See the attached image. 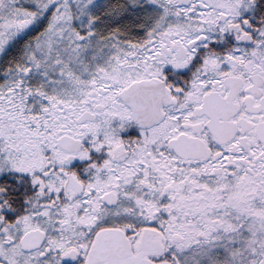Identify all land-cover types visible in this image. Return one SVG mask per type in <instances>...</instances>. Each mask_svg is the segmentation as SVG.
I'll list each match as a JSON object with an SVG mask.
<instances>
[{"label": "snow or ice", "instance_id": "obj_1", "mask_svg": "<svg viewBox=\"0 0 264 264\" xmlns=\"http://www.w3.org/2000/svg\"><path fill=\"white\" fill-rule=\"evenodd\" d=\"M0 264H264V0H0Z\"/></svg>", "mask_w": 264, "mask_h": 264}]
</instances>
